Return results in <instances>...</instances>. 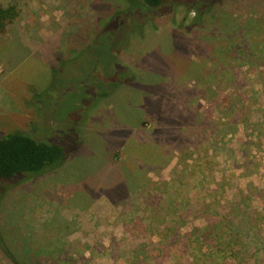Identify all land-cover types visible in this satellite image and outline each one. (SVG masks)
I'll list each match as a JSON object with an SVG mask.
<instances>
[{
    "label": "rangeland",
    "instance_id": "obj_1",
    "mask_svg": "<svg viewBox=\"0 0 264 264\" xmlns=\"http://www.w3.org/2000/svg\"><path fill=\"white\" fill-rule=\"evenodd\" d=\"M121 1L0 0L20 12L0 36V135L37 126L73 148L62 170L0 190L4 243L18 264L253 263L225 245L264 246V0L202 22L171 5L119 54L135 80L93 107L96 79L70 59ZM50 39L61 48L49 59ZM50 60L66 87L37 99ZM0 264H14L1 246Z\"/></svg>",
    "mask_w": 264,
    "mask_h": 264
},
{
    "label": "trees",
    "instance_id": "obj_2",
    "mask_svg": "<svg viewBox=\"0 0 264 264\" xmlns=\"http://www.w3.org/2000/svg\"><path fill=\"white\" fill-rule=\"evenodd\" d=\"M241 1H248L249 3L256 1L257 3L259 0H122L121 4L109 11L102 20L101 27L93 41L70 59L72 65L78 64V66H75L77 72L83 73V70H89L85 72L90 73V75L84 76L86 82L90 78L96 79V82L88 83L89 93L86 96L90 99L89 105L94 107L100 100L107 98L111 93H115L124 83L135 80L129 68L120 63L119 54L131 39L143 35L147 26L152 24L154 18L168 12L171 9V5H185L188 9L192 8L196 14L195 21L202 22L205 15L213 13L222 4ZM19 13L18 7L14 4L8 6L0 5V36L19 17ZM178 47L180 49L179 45ZM85 56L89 57V64L88 67L81 68L83 62L80 63L79 60ZM56 60L57 65L63 64V61L66 62L61 57H56ZM57 69V66L52 68L54 82L44 90L45 92L36 94L37 99L53 90L57 92L64 91L66 86H62L60 80L56 83L57 77L54 73H56ZM71 85L73 84L70 83ZM70 89L72 88L70 87ZM60 95L61 93H59L58 97L54 96L47 105L50 108L58 105L62 99L58 101ZM63 96L64 94H62ZM47 105H44L41 100L38 102V107L42 110ZM47 125L49 126V124ZM35 127L33 131L31 130V135L22 130H15L8 134L0 135V190L2 193L7 192L10 187L25 182L26 179H33L50 171H59L62 166H66L67 159L73 153L72 145L69 144L70 135L60 137L61 139L54 138L52 141L55 142H46L36 138L39 129H37V126ZM63 138H65L64 142ZM211 230L213 231V228H210V232ZM236 232L232 231L231 238L228 241L225 240V243L234 242ZM2 234L0 230V246L14 264H18V261L11 254L7 243H4L5 237ZM205 237L208 239V234ZM220 239H223V236H220ZM220 241L224 243L222 240ZM212 243L213 240L210 243L212 251L219 248L220 244H222L219 241L217 245ZM234 246L225 245V248H228L229 251L227 253L230 254L228 256L240 259L242 254V259L245 256L253 258V263L248 261V264H258L261 256L264 255L263 245H240V249H235ZM203 254L209 257L210 252ZM31 263L33 264V262Z\"/></svg>",
    "mask_w": 264,
    "mask_h": 264
},
{
    "label": "crops",
    "instance_id": "obj_3",
    "mask_svg": "<svg viewBox=\"0 0 264 264\" xmlns=\"http://www.w3.org/2000/svg\"><path fill=\"white\" fill-rule=\"evenodd\" d=\"M15 22V21H14ZM18 33L15 34V36H17ZM52 35V33L49 34V36ZM34 37V36H33ZM50 38V37H49ZM24 39L20 36L19 37V40H18V43L20 44L21 47H24L25 48V45H24ZM59 42V43H58ZM56 43V44H55ZM33 48L32 50H30L31 52H37V51H40V49L36 46V45H32ZM49 49H50V52L48 54H46V57H53V54H51V51H58L60 48H61V44H60V41H57L56 39H50V45L48 46ZM56 53V52H55ZM27 55V54H26ZM25 56V55H24ZM49 57V59L51 58ZM55 59H56V56H55ZM56 61V60H55ZM55 66V64L52 63V61L50 60V64L48 67L44 68L46 72H51L52 73V68ZM47 69V70H46ZM13 71V70H12Z\"/></svg>",
    "mask_w": 264,
    "mask_h": 264
}]
</instances>
